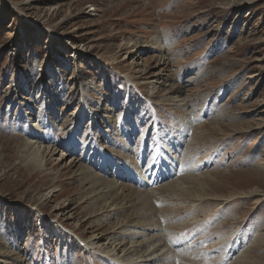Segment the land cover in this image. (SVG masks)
Returning <instances> with one entry per match:
<instances>
[{
  "label": "rangeland",
  "instance_id": "rangeland-1",
  "mask_svg": "<svg viewBox=\"0 0 264 264\" xmlns=\"http://www.w3.org/2000/svg\"><path fill=\"white\" fill-rule=\"evenodd\" d=\"M132 43L142 60L120 55ZM126 75L170 84L176 103ZM81 95L87 108L112 110L120 136L109 141L88 123ZM20 97L33 100L34 123ZM77 117V154L93 140L134 166L141 158L139 170L157 167L131 185L142 201L130 210L144 203L138 221L152 214L143 227L191 249L193 264H264V0H0V248L26 264L108 263L84 247L96 224L99 233L117 220L85 201L102 177H72L63 148L38 166L41 155L25 146L38 120L43 148L67 140ZM52 185L61 196L44 202ZM65 198L79 204L64 222L53 210Z\"/></svg>",
  "mask_w": 264,
  "mask_h": 264
},
{
  "label": "bare ground",
  "instance_id": "bare-ground-1",
  "mask_svg": "<svg viewBox=\"0 0 264 264\" xmlns=\"http://www.w3.org/2000/svg\"><path fill=\"white\" fill-rule=\"evenodd\" d=\"M90 11L91 10H88L83 13H86L88 16H94L95 14H91ZM125 45L126 44H123V46L121 47L122 53L120 51V55H123V59L128 60L132 58V61L142 60V58L139 56L140 50L138 49V47L135 48V43H132L131 46ZM139 64L136 63V66H139ZM132 77L126 75L124 78L128 83L135 85L136 87L138 85L145 84L151 90L162 89L164 91V94L166 95L160 97L159 101L161 103H166L167 100H170L172 98L171 94L176 93L175 87L171 86L170 84H165L164 82L159 83L155 80H149L150 78L147 79V77L144 79V82H136L137 79L134 81V78L132 79ZM91 89L96 90V92L100 94V88L98 84H96L95 87L92 86ZM85 93L86 92L83 91L84 95ZM84 95L81 96L84 97ZM20 98H24L23 100L25 101L24 103H19L21 104L20 108H22V112L25 115L24 119L27 118L30 122L34 123V120L31 121V116L34 117V114L31 115L29 113L30 109L32 108L30 106H32L33 100L30 101V98L28 97ZM171 101L172 103H176L172 99ZM23 105L24 108L22 107ZM83 106H85V112L83 114H85V117L90 121L88 123L91 124V126L97 125L100 132L105 133L109 141L112 140L111 135L109 134L112 131L114 132L112 133V135H121V132L124 128H117L111 125L112 123H114V116L112 115V110L108 106L106 107L104 105L102 107L101 105V108L98 109L87 108L85 97ZM39 118L40 116L37 119ZM20 119V121L22 122L23 119ZM40 123V120H38L37 124L39 126ZM137 123H135L133 120L132 126H136ZM37 124L31 125V128L35 132L31 130L29 136L25 137V146L29 147L30 149L33 148L37 153L41 155V160L38 166L50 164L52 161L47 158V156L50 154H56V150H58V148H63L65 149V153L61 154V160L63 162L65 161L64 163H68L64 166V168L72 171V177H76L82 183H86L89 180L88 178H96L98 180L100 177H102L103 179H99L97 182L95 181L90 185V195H87L85 201L87 200L89 202L91 208L95 210L94 213L102 211L103 209L104 210L102 214L107 211V213L104 215V220H108L110 218H116L117 220L113 223V226L111 225L112 227H110L108 231L105 230L104 232L95 233L104 226L102 225V221H100L101 223H99L98 225L96 224L95 230L91 232L88 231V233H90V237L87 239L85 238L86 244L84 245L86 252H102L101 257L102 259H105L106 262H108L107 264H182L187 260L192 264L194 263L195 259L193 258L194 255H192L191 249L187 247L179 248L184 244L175 243L169 240L167 238L168 235L165 234V230L160 231L153 228L150 229L143 227L145 224L144 218H149L151 217L149 215H152L149 210H146V212L141 217L142 221H138V218L141 214L140 212L145 208L144 205L146 204L140 203L139 208H135L133 211L130 210L131 206H133L134 203H137L138 200H140V202L142 201L141 198L137 196L139 195V190L132 187L131 185L136 182V185L140 187L141 182H147V178H150V174L154 173L157 167L155 168L150 164V166H146L145 168L139 170L140 163L143 162L141 158H139L138 163L136 164V166H134L132 157H127L116 151H114V153H111L109 152L108 145H102L99 142L93 140H91L90 147H83L80 151L81 153L77 154L76 143H78L79 145V142L81 141H78L80 138V134L79 130L76 129L78 126H80L78 123V117L76 119L74 118V120L70 124H74V131L71 135V127V129L67 133V136H69L67 140L64 139L65 141L63 142L52 143L51 146L42 148L40 147V145L44 143V140L42 139V136L36 134L37 132H39V130H36V128L39 127ZM64 130H66V128L61 130V132L59 133L54 132V134H57V136H62L67 131ZM85 138H88L87 140H90L89 136ZM70 141H72V144L75 143V148L73 150L68 149L71 146ZM48 143L50 142H47L46 145H48ZM145 145H141V153L143 155L148 152V149H146ZM106 152L109 153V156H106ZM99 166L103 169V174L98 171V169L100 168ZM110 169L113 170L111 173H108L107 171H110ZM117 173L126 182H122L119 178L115 177V174ZM130 175H133V177ZM97 176H99V178ZM136 177H138L139 180H137ZM165 177L166 176H161L156 180L161 183V181L165 179ZM58 192L59 189H57V186H50L47 190V193L43 195L44 202L50 201V199H57L58 196H61L60 194H57ZM78 200L79 199L65 198L63 201L58 202L53 210L56 215L55 217H60L64 222L73 220L76 216V208L79 204ZM126 208L128 209L125 211ZM120 213H122V216L117 217V215H119ZM153 230H155V234H153ZM26 262V259L17 252H13L9 249L3 250L0 248V264H26Z\"/></svg>",
  "mask_w": 264,
  "mask_h": 264
}]
</instances>
